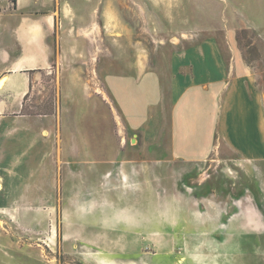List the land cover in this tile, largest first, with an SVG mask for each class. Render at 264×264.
<instances>
[{
	"label": "rangeland",
	"instance_id": "374dc122",
	"mask_svg": "<svg viewBox=\"0 0 264 264\" xmlns=\"http://www.w3.org/2000/svg\"><path fill=\"white\" fill-rule=\"evenodd\" d=\"M71 1L94 13L90 27L98 28L99 44L90 36L83 60L66 61L57 77L37 73L21 111H0V264H264V111L256 107L257 92L264 94V0ZM112 51L145 61L166 86L152 158L135 164L123 185L147 189L139 202L152 208L143 215L152 224L146 234L104 224L117 215L130 221L114 205L118 197L100 191L103 178L105 187L120 186L117 165L86 161L97 155L86 156L82 134L97 154L107 105L74 102L63 111L60 97V79L85 74L80 65L101 78L112 71L98 59ZM193 83L209 135L200 157L174 160L168 111L177 90L191 91ZM104 86L84 85L85 93ZM142 151L137 146L131 154ZM122 234L145 238L120 243Z\"/></svg>",
	"mask_w": 264,
	"mask_h": 264
},
{
	"label": "crops",
	"instance_id": "0c3cea01",
	"mask_svg": "<svg viewBox=\"0 0 264 264\" xmlns=\"http://www.w3.org/2000/svg\"><path fill=\"white\" fill-rule=\"evenodd\" d=\"M0 4L3 7L0 10V81L4 79L3 86L0 87V111H21L24 108L25 97L34 91L36 74L46 73L50 77L55 74L57 77L58 67L64 65L66 61L83 60L81 56L87 54L90 36L96 37L99 44L98 28L94 31L90 27L94 13L80 10L79 4H74L71 0H12V2L1 0ZM29 8H37L39 11L27 13ZM113 53L115 52L112 51ZM98 59L103 64L106 62L109 70L112 69L104 77L88 75L87 67L82 64L79 68H82L85 74L66 75L60 79L63 111H72L74 102L83 104L94 100L97 106L107 105L111 118L107 113V119L101 125L103 129L99 136L103 143L96 151L97 154L90 149V140L86 138L88 136L82 134L84 148H88L86 156L97 155V160L86 161L117 165L120 186L105 187L108 180L103 178L100 191L104 196L118 197L119 202L114 205L124 208L130 221L136 224L131 227L145 229L138 231L139 233H150L151 230L147 229L152 228V224L145 221L143 215L150 213L152 208L150 206L149 210L143 209L139 204L144 201L141 196L148 195L147 189L123 185L131 182V170L133 172L137 170L135 164H147L150 162L149 158H152L147 153L154 147L152 145L156 137L154 131L161 130L156 126L158 125L156 115L164 112L160 109V106H165L163 103L166 86L162 87L164 78L153 69H147V64L143 60H121V57L115 54L104 61L98 54ZM84 61L88 62L89 59L84 58ZM124 66L128 71L121 73ZM172 66L175 69L179 68L177 64ZM99 67L96 71L100 72ZM175 79L182 83L185 76L178 74ZM99 82L105 85L104 88L87 89L85 93L84 85ZM257 95V111H264V94L258 91ZM200 96L201 89L196 83H193L191 91H186L185 88L181 91L178 89L175 101L168 111L171 118L170 158L174 160H195L201 156V153L199 154L201 148L206 147L205 142L209 134L205 128H201ZM166 104L168 106V103ZM155 108L160 111H153ZM135 139L138 141L137 146L143 150L139 156L131 154L137 146L131 145L130 141ZM70 146L72 148V145ZM125 196H128V199H125ZM132 196L140 198L135 204H126ZM106 205L109 204H103ZM131 211L138 216H135L139 218L137 221L130 215ZM115 226L124 229L123 225ZM131 227L128 226L126 229ZM129 238L130 236L122 234L119 242L135 243L137 242L135 238L145 237L137 234L133 240Z\"/></svg>",
	"mask_w": 264,
	"mask_h": 264
},
{
	"label": "clouds",
	"instance_id": "9594fccd",
	"mask_svg": "<svg viewBox=\"0 0 264 264\" xmlns=\"http://www.w3.org/2000/svg\"><path fill=\"white\" fill-rule=\"evenodd\" d=\"M146 167V165H144ZM78 211L82 212L83 211V205H81V207L78 209ZM71 216V213H70ZM117 223H124L125 225L131 227V226H136L135 223H133L132 221L129 220H124L121 219L118 215L116 217H114V222L110 223L109 221H105L104 224L106 227H114L115 224ZM89 255H92L93 257L96 256V253H90Z\"/></svg>",
	"mask_w": 264,
	"mask_h": 264
},
{
	"label": "bare ground",
	"instance_id": "6f19581e",
	"mask_svg": "<svg viewBox=\"0 0 264 264\" xmlns=\"http://www.w3.org/2000/svg\"><path fill=\"white\" fill-rule=\"evenodd\" d=\"M4 82V79H2L1 81H0V86L2 85V83ZM3 190V186H2V184L0 183V192Z\"/></svg>",
	"mask_w": 264,
	"mask_h": 264
}]
</instances>
